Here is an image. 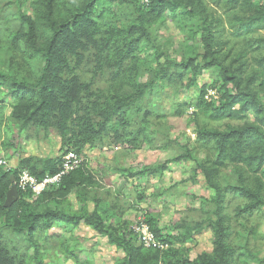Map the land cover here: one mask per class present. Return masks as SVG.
I'll return each mask as SVG.
<instances>
[{"label": "rangeland", "instance_id": "obj_1", "mask_svg": "<svg viewBox=\"0 0 264 264\" xmlns=\"http://www.w3.org/2000/svg\"><path fill=\"white\" fill-rule=\"evenodd\" d=\"M92 1L94 0H56L52 18L61 24L80 13ZM133 1L143 6L149 4L148 0H107L102 4L98 3L95 11L99 14L105 8L104 5L110 4L116 15L108 23L111 26L124 25L128 21L125 14H132L135 8ZM196 1L201 4L199 10L210 16L212 29L224 46L221 49L222 55L227 58L223 62L221 57L219 64L202 68L197 76V87L187 89L172 85L160 93H149L145 97L147 107L157 116L146 125V128L149 127V138L153 141L149 144H155L151 148L147 142L143 143L140 138L134 140L133 136L123 144L147 146L140 145L130 149L119 142H111L108 136H103L104 146L80 140L73 142L76 145L63 146V136L55 124H50V115L47 119L49 125L30 124L25 128L19 126L13 117L17 99L7 87L0 89V158L11 164V170L21 167L18 174L20 170H27L37 177L31 168L43 165L47 160L62 159L64 154L74 151L81 160V168L86 172L82 184L70 190H65L62 186H50L54 188L48 190L44 198L42 194L45 189L38 194L32 190H22L14 183L18 192H21L19 199L23 198L29 207L24 206L15 211L16 216L9 221L0 219V222L4 220L13 224L11 227L0 225L2 264H119L125 257V251L116 240L127 234L136 235L134 228L142 223L149 225L150 218L155 220V228L160 235L171 240L172 243H168L170 248L178 249L181 257L194 260L202 253L213 250L210 222L216 218L214 204L211 202L215 193L209 187L205 175L195 172V160H205L207 152L215 149L216 145L211 141L212 149L205 148L199 134L205 131L225 132L229 128L243 126L245 121H213L197 107V100L201 87L207 86L204 104L218 103L221 94L219 82L223 79L222 68L228 74L231 61V71L237 70L241 74V88H256L258 82L256 81L255 86L250 82L256 69L255 61L264 55V43H258V40L264 39V20L259 24L248 23L242 20L247 17L245 11H226L222 3L213 5L209 0ZM21 14L37 23L33 31L22 21ZM44 14L46 7L43 0H0V72L36 82L44 66L36 48L43 46L51 35L50 25L48 27L39 22ZM197 30L196 27L191 28L189 21L177 12L173 15L168 12L163 24H152L150 31L156 43L154 46L143 42L140 46L137 56L141 64L138 69L142 73L135 79L136 85L151 83L155 68L167 59L184 61L192 56L204 55L202 33ZM239 32L241 34H237ZM157 48L161 55L157 53ZM242 51L249 53L250 62L247 66H242L241 60L234 61ZM92 54L93 51L85 53L83 67L77 70L82 82L93 81L91 92L101 91L104 94L110 93L111 96L119 94L122 98L135 95L131 83L123 82L121 86L112 69L104 68V72L96 76ZM199 61L204 64L202 58ZM191 76L188 75L184 83L187 84ZM229 86L233 88L232 84ZM88 99L90 97L85 101ZM85 106L82 105L77 112V121L71 123V126L78 127L79 123H83L82 116H86L88 120L89 117L92 121L97 120ZM250 116L249 119L254 121L255 114L252 112ZM169 140L172 147L157 148L156 144L164 146ZM80 144L85 145L78 148ZM184 150L187 158L172 162ZM215 153V150L209 152L208 157H216ZM166 162L169 163L163 167ZM60 165L59 163L58 169ZM150 168L157 171L150 173ZM4 169L9 171L5 167ZM18 174L14 175L15 181ZM230 175L231 170L226 169L224 179L228 180ZM232 183H236L234 177ZM222 184L224 185V181ZM231 198L227 206L223 204V212L229 211L232 218L228 227L233 246H243L246 237L250 238L249 231L256 229L259 237L257 240L251 239V244L258 257L263 258L264 207L253 214L238 213L236 210L243 200ZM32 209L39 213L55 211L62 215L59 219L50 216L42 219L35 230L29 231L22 223V218L25 217L20 218L19 215L22 212L23 216L28 215L32 219ZM94 213L101 216L107 232L97 231L81 218ZM15 229L20 231L16 232ZM188 232L192 234L187 239L179 240ZM160 262L177 264L178 257H168L167 262L160 260L158 263Z\"/></svg>", "mask_w": 264, "mask_h": 264}, {"label": "trees", "instance_id": "obj_2", "mask_svg": "<svg viewBox=\"0 0 264 264\" xmlns=\"http://www.w3.org/2000/svg\"><path fill=\"white\" fill-rule=\"evenodd\" d=\"M43 1L46 14L39 22L48 27L50 25L51 35L43 46L36 48L37 54L43 60L42 72L36 82H31L1 71L0 89L7 87L17 99L13 108V117L19 126L25 128L30 124L44 125L50 115V124H55L63 136V146L76 145L73 144L75 140L95 146H104L103 136H108L111 142H119L130 149H135L140 145L141 147L148 145L151 148L155 144H149L153 141L149 138V127L146 128V125L157 116L147 107L145 97L149 93H160L172 85L175 87L180 85L187 89L197 87V76L202 68H210V66L219 64L218 60H221V57L223 62L227 58L222 55L221 49L224 46L218 41L212 29L210 16L204 14L203 10H199L201 4L196 0H148L147 6L135 4L133 1L135 8L132 14H125L128 16L127 24L118 26H111L108 23L116 15L110 4L104 5L105 8L99 14L95 11L98 3L102 4L107 0L92 1L80 13L74 14L70 20L61 24L52 18L56 0ZM209 2L213 5L224 4L226 11L235 9L245 11L247 17L242 20L248 23L259 24L264 20V0H209ZM240 5L242 7H239ZM168 12L172 15L177 12L189 21L191 28L196 27L197 32L202 33L201 42L205 53L189 57L184 61L167 59L157 65L151 83L136 85L135 79L142 73V70L138 69L141 64L137 56L140 46L143 42L152 43L155 46L156 42L152 38L150 27L152 24H163ZM20 16L22 21L29 26V30L33 31L37 23L25 14ZM258 43H264V39L258 40ZM88 51H93L92 59L95 62L94 74L96 76L102 74L104 68L112 69L121 86L123 82L131 83L135 95L122 98L118 96L119 94L111 96L110 93L104 94L101 91L91 92L93 81L82 82L77 74V70L83 67L85 53ZM157 53L161 55L158 48ZM200 58L204 61L203 65L199 61ZM239 60L242 61V66H247L250 62L249 53L247 51L239 53L234 61ZM232 63L231 61L229 66L231 70ZM255 63L256 69L250 83L255 86L257 81L256 88H241L239 84L241 74H238L237 70H230L227 74L222 68L223 79L219 82L221 94L218 103L204 104L207 86L201 87L197 100V107L213 121H245L243 126L229 128L225 132L205 131L199 134L204 141L205 148L212 149L211 141L216 145L215 149L209 151L215 150L216 157L209 158V152H207L205 160H195V172L205 175L209 187L215 193L211 202L214 204L216 218L210 222L213 233V250L202 253L196 259L191 260L181 257L176 248L171 247L165 251L146 248L139 243L136 235L127 234L116 240L125 251V257L119 264H157L160 260L167 262L168 257H178L177 264H254V262L264 264V257L259 258L251 244L252 240H257L259 237L256 229L249 231L250 238L246 237L243 246L235 248L228 227L232 218L229 211L223 212V204L227 206L231 197L243 200L242 205H239L236 210L238 213L253 214L264 207V55ZM190 74L192 76L188 83H184V79ZM230 84L233 88H230ZM157 87H159L158 91H156ZM87 97L90 99L85 101ZM84 104L97 120L92 121L90 117L88 120L86 116H82L83 123H79L78 127L71 126V123L77 121L76 114ZM252 112L255 114L254 121L249 119ZM141 123L144 125L141 126ZM130 136H133L134 140L140 138L143 143L148 144H123L129 140ZM169 141L164 146L157 144L156 146L163 149L170 148L172 144L171 140ZM84 145L80 144L78 148ZM187 156L184 150L183 153L175 156L172 162H179ZM61 160V158L47 160L45 164L31 168V171L39 179L47 172L55 174ZM167 163L169 162H166L163 167ZM19 169L22 168L6 171L0 166V219L5 218L6 221L16 216L15 211L28 206L26 201L19 197L17 200L13 198L9 206L5 205L8 191L12 187V176H17ZM226 169L231 170L228 180L224 179ZM148 171L154 173L157 170L150 168ZM85 177L86 172L80 166L65 175L60 186L65 190H70L82 184ZM233 177L236 180L235 184H231ZM54 187H46L42 197H46L47 191L53 190ZM32 215V219L28 218V215L23 216L22 212L19 215L20 218L25 217L22 218V223L29 231L35 230L42 219H47L49 216L59 219L62 214L55 211L39 213L32 209ZM81 218L99 232L108 231L101 216L97 213L84 215ZM6 221L1 220L0 225L6 227L13 225ZM148 223L159 239L169 244L172 243L171 240L160 235L159 230L155 228L154 219H148ZM15 231L20 230L15 229ZM191 234L188 232L179 240H185ZM0 264H2L1 260Z\"/></svg>", "mask_w": 264, "mask_h": 264}, {"label": "built area", "instance_id": "obj_3", "mask_svg": "<svg viewBox=\"0 0 264 264\" xmlns=\"http://www.w3.org/2000/svg\"><path fill=\"white\" fill-rule=\"evenodd\" d=\"M147 1V0H145ZM0 166L11 171L12 166L3 158H0ZM81 166V160L74 151L67 152L61 161V165L55 174H46L41 179L31 175L27 170H20L16 184L22 190H32L36 193H41L48 186H60L63 177L68 173L76 170ZM134 233L138 237L140 244L146 248H153L165 251L170 248V245L159 239L148 224L142 223L134 228ZM158 264H165L160 262Z\"/></svg>", "mask_w": 264, "mask_h": 264}, {"label": "water", "instance_id": "obj_4", "mask_svg": "<svg viewBox=\"0 0 264 264\" xmlns=\"http://www.w3.org/2000/svg\"><path fill=\"white\" fill-rule=\"evenodd\" d=\"M15 180H16V179H15V176L13 175V176H12V184H13V186H12V188L8 191V194H7V200H6V203H5L6 206H9L10 204H12V202H13V198H14L15 200H17L18 197H19L18 188H17V186L14 184V183L16 182Z\"/></svg>", "mask_w": 264, "mask_h": 264}]
</instances>
